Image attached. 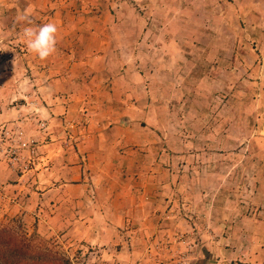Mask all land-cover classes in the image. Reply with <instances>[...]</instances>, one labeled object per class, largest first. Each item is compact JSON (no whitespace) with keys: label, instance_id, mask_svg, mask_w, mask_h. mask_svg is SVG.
<instances>
[{"label":"rangeland","instance_id":"rangeland-1","mask_svg":"<svg viewBox=\"0 0 264 264\" xmlns=\"http://www.w3.org/2000/svg\"><path fill=\"white\" fill-rule=\"evenodd\" d=\"M18 1L0 2V227L37 234L71 264H264V0H41L32 11L44 16L28 13L31 24L17 19ZM93 10L83 23L108 29L102 38L129 61L121 72L149 79L153 112L141 125L155 128L140 137L146 147L159 138L162 149L149 154L164 153L162 167L178 173L176 197L170 175L157 180L168 189L152 187L174 205L175 226L145 222L138 192L128 208L130 187L143 192L142 181H113L112 194L96 195L90 178L63 179L72 150L64 128L47 129L40 114L32 121L47 96L44 71L59 78L69 66L25 59L18 30Z\"/></svg>","mask_w":264,"mask_h":264},{"label":"crops","instance_id":"crops-1","mask_svg":"<svg viewBox=\"0 0 264 264\" xmlns=\"http://www.w3.org/2000/svg\"><path fill=\"white\" fill-rule=\"evenodd\" d=\"M40 1L21 0L18 2L21 4V9L27 10L30 14V12H35L32 11L33 4ZM89 12L85 17L81 11L73 12L74 15L69 20L70 22H67L68 15L66 13H57L60 14L61 22L55 17V13L51 14L46 19L47 23L58 22L57 53L46 60L39 59L33 53L31 56L29 54L25 56V59L30 58L35 64L41 62V64L46 63L47 66H55L65 62L69 66L62 73L64 75H60L59 78L50 77L52 76L51 69L44 71L43 88L47 90V96L45 104H41L37 113L31 115L32 121L37 122L38 114H40L42 116L39 118L42 120L41 125L47 129L55 123L64 128V143L71 145L72 150L71 152L67 151V156H63V179L75 180L78 178L82 179V183H85L90 178L94 184L90 187V192L96 195L112 194L113 181L119 186L122 181L128 182L131 186H138L137 181L139 180L140 183L142 181L144 184L146 183V189L143 192H139L136 187H130L128 208L130 210L135 208L137 194L134 195V193L138 192L141 194L139 206L144 209L146 214H149V219L143 216L145 222H150L155 226H175L176 217L172 214L174 205L167 203V200L158 198L161 193H155L156 191L152 187L155 185L159 190L168 189L166 185L161 186L157 180L161 174L164 177L170 175L169 191L176 197L175 181L178 178V173L162 167L161 162L166 157L164 153L152 152L153 154H149L150 149H154L156 146L158 149L161 148L158 145L161 142L159 138L152 136L155 139L150 141L154 142L153 146L146 147L149 142L140 137L141 132L145 134V130H148L154 133L152 128H155L151 124L147 127L141 125V120L153 112L149 107L147 108L148 100L146 101V96L149 98L148 95L151 93L149 82L147 83L149 79L140 72L133 75L132 79L129 74L121 72L120 69H124V64L129 61L121 58L122 55L116 56L115 43L102 38L108 29L95 33L91 32L88 25L83 23L84 18L93 17V13L97 14V11L94 10ZM35 13L40 18L44 16L41 12L36 11ZM30 16L29 18H31ZM32 17L35 18L33 15ZM43 23L39 25H43ZM29 27H33V25ZM115 30L116 28L112 27L113 34ZM20 31L21 29L18 30V34L22 39ZM85 34L88 35L85 36ZM137 44L141 46L140 43ZM64 50L70 51V53L66 54ZM94 50L96 54L93 53ZM70 59L71 64H68ZM129 60L134 65H141L135 58ZM107 66L110 69L114 66L119 67H117L115 75H110V69ZM75 67H80L79 71L69 73L71 68L73 70ZM89 72H96V75L92 77L88 74ZM130 80L133 82L132 85ZM116 85L118 87L114 88ZM66 87L68 90L65 89ZM43 134L45 135V133ZM49 134L46 133V135ZM53 137L49 136L54 140ZM140 150H143L144 153ZM179 158L180 156L171 155L169 160L175 163ZM151 161H153L151 165L153 164L154 168L149 165ZM158 167H162L163 170H158ZM149 170L152 172L150 173ZM83 186L84 184L81 187ZM165 211L168 213L162 217ZM182 221L189 226L197 223V220L190 222L185 218H181L179 223ZM205 222L202 221V223ZM202 234L206 235L204 232ZM261 250L264 252V249ZM242 260L244 259L241 256L239 261Z\"/></svg>","mask_w":264,"mask_h":264},{"label":"trees","instance_id":"trees-1","mask_svg":"<svg viewBox=\"0 0 264 264\" xmlns=\"http://www.w3.org/2000/svg\"><path fill=\"white\" fill-rule=\"evenodd\" d=\"M0 264H71L37 234L21 228L0 227Z\"/></svg>","mask_w":264,"mask_h":264},{"label":"clouds","instance_id":"clouds-1","mask_svg":"<svg viewBox=\"0 0 264 264\" xmlns=\"http://www.w3.org/2000/svg\"><path fill=\"white\" fill-rule=\"evenodd\" d=\"M19 21H26L31 24L27 10L18 13ZM57 33L58 27L55 23L49 22L36 27H25L21 36L26 43L27 49L35 54L39 59L46 60L57 53Z\"/></svg>","mask_w":264,"mask_h":264}]
</instances>
